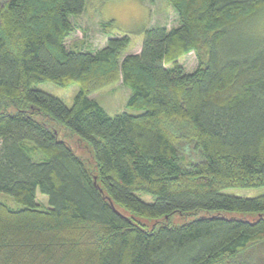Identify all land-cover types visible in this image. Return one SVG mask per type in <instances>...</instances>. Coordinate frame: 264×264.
I'll return each instance as SVG.
<instances>
[{"label":"trees","instance_id":"16d2710c","mask_svg":"<svg viewBox=\"0 0 264 264\" xmlns=\"http://www.w3.org/2000/svg\"><path fill=\"white\" fill-rule=\"evenodd\" d=\"M168 2L179 25L128 54L67 47L87 0H0V193L21 206L0 201V264H264V194L226 193L264 188V39L237 35L264 0ZM118 81L139 114L91 98ZM46 82L77 84L72 106Z\"/></svg>","mask_w":264,"mask_h":264},{"label":"rangeland","instance_id":"374dc122","mask_svg":"<svg viewBox=\"0 0 264 264\" xmlns=\"http://www.w3.org/2000/svg\"><path fill=\"white\" fill-rule=\"evenodd\" d=\"M112 27H107V23ZM76 32L66 41L68 48L73 49H100L106 46L110 36L128 35L132 39L128 54H138L141 51L146 29L154 26H165L169 29L179 25L178 16L168 0H87L85 12L74 18ZM237 35L246 41L257 43L264 39V10L250 22L240 27ZM199 55L190 53L180 59L186 71L194 72L200 64L206 63L204 53ZM36 88L48 92L61 99L66 105L72 106L80 87L74 84L68 88L58 87L50 82L41 83ZM131 89L118 81L99 89L91 95L111 116L128 112L139 114L141 111L128 107ZM73 148L78 146L70 140ZM227 194L244 198H255L264 194V188L230 189ZM145 201L151 202V196L142 195ZM0 201L17 209L21 206L9 195L0 193ZM37 201L43 207L48 206V198L38 192ZM190 220L189 217L175 215L171 219L172 225H182Z\"/></svg>","mask_w":264,"mask_h":264}]
</instances>
